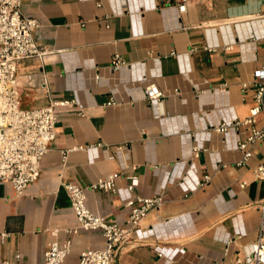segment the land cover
<instances>
[{
  "label": "crops",
  "instance_id": "0c3cea01",
  "mask_svg": "<svg viewBox=\"0 0 264 264\" xmlns=\"http://www.w3.org/2000/svg\"><path fill=\"white\" fill-rule=\"evenodd\" d=\"M179 1L22 0L44 53L18 63L21 106L62 104L37 180L21 194L0 182V262L38 264L48 243L71 240L62 264H77L82 250L104 244L99 230L68 232L78 221L65 182L86 187L92 213L120 222L126 199L165 195L114 264H234L250 253L261 232L264 181L254 168L264 141L248 138L264 116L234 123L255 106L264 0H185L182 13ZM146 91L160 93L156 105ZM221 123L232 127L220 133ZM114 173L115 193L89 188Z\"/></svg>",
  "mask_w": 264,
  "mask_h": 264
},
{
  "label": "built area",
  "instance_id": "2783aa9c",
  "mask_svg": "<svg viewBox=\"0 0 264 264\" xmlns=\"http://www.w3.org/2000/svg\"><path fill=\"white\" fill-rule=\"evenodd\" d=\"M22 0H0V182H8L17 194L32 182L40 173V163L47 154L50 145L56 137L55 106L50 101L46 106L23 108L20 102V90L17 82V66L24 59L41 56L44 51L37 45L33 33L37 26L34 19L21 12ZM178 12L185 11V0L177 5ZM124 63L118 55L112 57L111 65L117 69ZM97 77V76H96ZM256 86L255 106L242 123L251 124L253 117L262 112L264 116V65L255 72ZM146 96L156 105L159 92H147ZM119 103L110 99L106 105ZM232 125L221 123L215 130L226 132ZM262 139L264 141V123L261 128H252L248 140ZM244 143L238 145L243 148ZM80 148V147H78ZM251 156L250 151L243 155L241 163ZM240 163V164H241ZM256 178L264 181V161L254 168ZM118 173L95 179L89 188L115 193ZM208 176L205 177V182ZM70 205L78 221L76 227L68 232L76 233L78 229L99 230L104 237V244L99 248L82 250L78 255L77 264H114L118 249L129 243L139 222L152 210L166 201L164 194L152 197L136 195L123 203L126 217L120 222L117 219H107L105 216L92 213L85 204V189L71 182L63 183ZM132 190L133 186H127ZM261 209V232L250 245V253L245 257L237 256L234 264H264V237L262 223L264 220V200ZM71 240L63 242L52 241L43 251L42 261L38 264H62L71 252ZM161 256V255H160ZM0 264H17L1 261Z\"/></svg>",
  "mask_w": 264,
  "mask_h": 264
}]
</instances>
